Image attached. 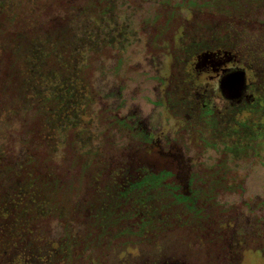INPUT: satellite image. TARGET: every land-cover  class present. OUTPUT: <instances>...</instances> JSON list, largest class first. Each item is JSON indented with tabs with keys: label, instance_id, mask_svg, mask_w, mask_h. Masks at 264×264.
<instances>
[{
	"label": "rangeland",
	"instance_id": "374dc122",
	"mask_svg": "<svg viewBox=\"0 0 264 264\" xmlns=\"http://www.w3.org/2000/svg\"><path fill=\"white\" fill-rule=\"evenodd\" d=\"M169 2L0 0V147H7L3 160L11 167L0 173V203L14 184L22 183L21 179L27 173L45 180L53 175L54 170L57 174L60 172L66 182L61 183L56 191L47 190L42 194L49 201L45 203L41 197L31 205L28 201L31 209L27 219L33 230L28 239L35 244L41 241L51 244V239L64 241L75 233L77 256L74 264H90L88 260L93 251L89 246L86 248L87 211L82 209L79 212L73 206L75 198L70 201L73 193L69 186L80 187L83 204L87 194L89 196L92 192L82 166L85 152L100 145L101 139L107 137L105 131H108L101 114L84 108L90 98L88 84H91L89 88L93 94L106 97L104 100L98 97L93 104L94 111L109 102L121 115L133 117L136 125L145 128L157 140L158 148L175 154L189 171L202 163L205 166L213 164L226 153L221 148L236 140L228 130L231 122L228 114L209 122L206 115L198 118L205 100L199 99L194 92L189 93L179 82L163 86L157 79L167 74L166 64L171 51L150 47L147 36L154 33L158 25H163L168 10L172 8ZM175 14L178 15L174 18L173 32L177 29L197 33L203 36V43L208 46L228 40L230 44L237 43L240 55L254 65L264 85V8L258 10L256 17L246 15L243 18L206 8H179L175 9ZM52 35L59 39L51 42L53 48L44 38ZM175 36L172 33L167 40L172 51L180 53L176 44L182 45L184 37L177 41ZM64 62L68 63V73L60 67ZM56 67H60L57 74L52 71ZM173 69L174 74L179 68ZM166 90L174 98L180 117L188 115L190 128L196 127L195 130L211 145L199 148L196 135H192L196 131L192 128L185 136L181 127L185 120L175 118L161 102ZM260 94L264 95V90ZM44 98L58 99L56 102L60 105L57 111L58 105L54 111L49 108L48 131L43 130L46 117L35 109H27V100H33L34 107H39ZM56 125L60 129L69 125L71 129L64 135L63 129L54 130ZM109 130L116 134L117 140L123 136L116 128ZM128 136L124 134L125 141ZM259 141L262 143L256 148ZM254 144L256 155L251 151L253 157H236L231 162L235 181L227 182L219 191L218 206H214L217 212H223L220 219L227 229L231 251L236 250L233 257L238 264H246L248 259H251L250 264H259L256 261L262 256L256 250L260 251L259 245L264 244V137ZM54 201L58 208H53ZM41 203L49 208L48 213L43 212L46 209L41 210ZM60 208L63 211H59ZM43 213L46 214L42 216ZM6 222L0 217V235L5 232L2 225ZM175 233L163 238L154 248L137 246L115 252L108 264H121L144 255L152 259L170 253L172 249L195 250L189 245L180 248L181 239L187 240L179 231ZM244 238L247 242L245 249L255 250L253 260L240 252L239 245ZM191 243L200 245L196 240ZM195 253L198 256L205 254L202 249ZM38 264L46 263L39 261Z\"/></svg>",
	"mask_w": 264,
	"mask_h": 264
},
{
	"label": "flooded vegetation",
	"instance_id": "af4514ba",
	"mask_svg": "<svg viewBox=\"0 0 264 264\" xmlns=\"http://www.w3.org/2000/svg\"><path fill=\"white\" fill-rule=\"evenodd\" d=\"M172 33L177 41L184 37L185 43L176 44L180 53L172 51L173 47L167 40ZM223 38L226 39L227 35ZM202 39L203 36L197 33L173 32L167 26L149 34L147 43L150 47L171 51L166 64L167 74L157 79L163 86L179 82L189 93L194 92L199 99L205 100L198 118L206 115L209 122L228 114L231 119L228 130L236 140L221 148L226 153L213 164L205 166L202 163L189 171L175 154L158 148L157 140L145 128L136 125L133 117L121 115L109 102L102 105L95 112L101 114L105 122L107 137H103L96 148L86 150L89 153V183L95 192L98 189L103 199L100 207L94 205L87 211L86 248L89 246L93 251L88 260L90 264H108L115 252L130 247L154 248L163 238L178 231L187 240L181 239L180 248L189 245L196 251L202 249L205 254L198 256L193 249H172L170 253L152 259L145 255L137 256V259L121 264H238L233 257L236 250L231 251L227 229L220 219L223 212H217L214 206L221 191L218 184L225 183L226 187L227 182L235 181L231 162L236 157H253L251 151L258 153L256 148L259 144L256 143L254 149V142L264 137V95L260 94L264 85L254 65L240 55L237 43L230 44L228 40L208 46ZM174 67L179 69L173 74ZM227 83L234 86L233 89H226L224 84ZM238 86L239 93H236ZM89 87L91 84L87 89L93 108L98 97L102 100L106 97L94 95ZM161 102L175 118L185 120L181 123L185 136L192 128L196 131L192 135H196L199 148L211 145L195 130L196 127L190 128L188 115L180 117L169 91L163 92ZM112 127L123 134L118 140L116 134L109 130ZM54 130L57 132L60 126L56 125ZM125 133L129 135L127 141L124 140ZM176 204L180 206H173ZM192 240L200 245L192 244ZM49 241L51 244H39L37 254L29 252V257L32 256L30 264L35 263V256L36 262L46 264L75 263V233L68 240L58 238ZM246 246L244 238L239 245L240 250L242 248L240 252L253 260L252 252L255 250L245 249ZM170 247L180 249L176 245ZM259 249L257 254L262 257L256 262L264 264V244L259 245ZM250 262L248 259L246 264Z\"/></svg>",
	"mask_w": 264,
	"mask_h": 264
},
{
	"label": "trees",
	"instance_id": "16d2710c",
	"mask_svg": "<svg viewBox=\"0 0 264 264\" xmlns=\"http://www.w3.org/2000/svg\"><path fill=\"white\" fill-rule=\"evenodd\" d=\"M99 1L100 3H102L104 0H99ZM163 1L171 2L173 0H163ZM170 2H169V5L173 9L171 8L168 10L166 14V19L165 21H163V25L162 24L158 25L155 30H159V31L164 30L166 29V26L170 27V30H172L174 23H175L174 18L177 17L178 15V14H175V9H179V8L184 9V8L189 7L193 10H203V8L213 9V10H217L221 14L229 13V16H234L238 18L239 17L243 18L246 15L256 17L258 14V10L260 8H264V0H176L174 1V3H170ZM147 22H152V21L148 20ZM175 31H177V29ZM44 38L48 39L49 41L48 44H50L51 48H53L52 43H55V41L57 40L59 41L58 36L56 35H52L50 37H44ZM46 47L47 49H49V45ZM55 47H57V45H55ZM60 67L62 70H65L68 73L69 71L68 63L66 62L60 63ZM60 67H56L52 71H55V73L57 74L56 71L59 70ZM40 73H43V72L40 71ZM94 95H100V94L96 93ZM57 100L58 99L44 98L42 102L40 101L41 106L39 107H34L35 103H33V100H27L28 110L35 109L37 113H39L40 115H44V117H46V119H44L45 123L43 126V130L48 131V129H50V125L47 120L48 114L50 113L49 108L52 107V110L54 111V108L58 105L56 102ZM90 103H91V100L90 101L88 100L85 103L84 108L88 112L90 111L95 112ZM59 106L60 105H58V107L56 108V111L58 110ZM61 129H63V131L65 132L64 133L65 135L70 131L71 126L69 125L64 126V127L62 126ZM261 143L262 141L258 142L259 145ZM6 148H7L6 146L0 147V173L2 169H4L5 171H8V169L11 168L3 160L6 157V152H5ZM253 154H256L255 150L253 151ZM60 159L59 161H62ZM88 159H89V153L88 151H86L85 152V162L83 163L82 166H83V169L85 171V174L89 182ZM55 172L57 171L54 170L53 175L48 176L47 178H45V180H42L40 178L32 176L30 173H27V175H25L21 179L22 183H18V185L14 184L11 190L8 191V194L6 195V197L3 198L2 204L0 203V217H3L4 220L7 221L6 223L2 225V228L5 230L4 234L0 235V264H30L31 260L29 258L32 256L29 257V252L31 254L38 253V250L37 248L35 249V247L38 246L40 243H42V241L39 242L38 244H35V241L28 239V236L33 231L30 228L31 222L27 219L28 215H30L29 210L31 209L28 201H30V205L32 203H36L35 199H39V197L44 198L42 194L45 193V191L50 190V192H54L60 187L61 183L66 182V181H63V177H61L60 172L59 174ZM95 175H98V174L96 173ZM10 178L11 176H9L8 179ZM80 179L82 180V178ZM218 185H220V189H223L225 183H220ZM89 186L92 189V192H90L89 196L87 194L86 201L83 204L81 201L83 199H80V194H81L80 187L78 185L69 186V190H71L73 193L70 199L75 198L73 206H76L79 212L82 209H84L85 211H88V208L94 207V205L97 207H100L102 204L103 199L101 198V195L98 189H97V192H95L91 183H89ZM72 199L70 201H72ZM44 200H45V203L46 201H49L47 198H44ZM53 204H55V207L53 208H58V205L56 206L55 201ZM40 205H41V210L46 209L43 212H46V213L49 212V208L47 206H45L46 207L45 208L42 203ZM173 206L179 207L180 205L176 204ZM66 207H70V206H66ZM59 211H63V210L60 208ZM46 213H43L42 216L45 215ZM86 216L88 217V215ZM36 260H37V257L35 256L34 257L35 263L33 262L34 264H38L39 261L36 262Z\"/></svg>",
	"mask_w": 264,
	"mask_h": 264
},
{
	"label": "water",
	"instance_id": "95a60500",
	"mask_svg": "<svg viewBox=\"0 0 264 264\" xmlns=\"http://www.w3.org/2000/svg\"><path fill=\"white\" fill-rule=\"evenodd\" d=\"M230 84H224V87L226 88V89H228V90H231V89H233V87L234 86H230ZM239 89H240V86H238L236 89H235V91H236V93H239Z\"/></svg>",
	"mask_w": 264,
	"mask_h": 264
}]
</instances>
